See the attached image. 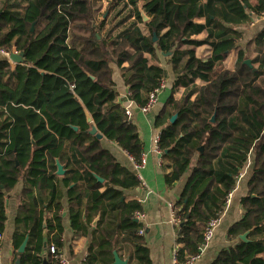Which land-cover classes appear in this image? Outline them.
Masks as SVG:
<instances>
[{"label":"trees","instance_id":"trees-1","mask_svg":"<svg viewBox=\"0 0 264 264\" xmlns=\"http://www.w3.org/2000/svg\"><path fill=\"white\" fill-rule=\"evenodd\" d=\"M103 6V0H0V49L23 53L26 61L13 65L0 55V234L6 197L23 179L12 238L20 264H60L50 248L64 245L65 196L72 230L84 237L94 228L82 264H114L122 246L132 251L129 264H152L139 234L141 202L124 193L141 182L89 132L94 125L140 163L144 146L112 68L120 70L126 99L142 109L168 78L146 54L156 52L170 54L175 76L173 95L156 118L166 184L191 171L175 205L179 261L199 253L207 224L223 214L253 155L244 216L228 230L233 245L212 264H264V28L245 50L240 46V28L264 17V0H106L114 16L105 34ZM246 233L248 242L240 239Z\"/></svg>","mask_w":264,"mask_h":264},{"label":"crops","instance_id":"crops-1","mask_svg":"<svg viewBox=\"0 0 264 264\" xmlns=\"http://www.w3.org/2000/svg\"><path fill=\"white\" fill-rule=\"evenodd\" d=\"M198 22L203 23L204 20ZM248 42L245 43L244 48L241 44L240 46L245 50ZM206 50V47L200 48L198 50L199 56H203ZM146 54L151 57L156 64L167 70L168 78L163 82L164 88L159 93L157 102L148 113H143L141 111L136 113L132 110V123L137 127L140 140L144 146L143 155L146 157L145 167L137 171L131 157L116 143L108 141L106 138L99 141L102 147L108 150L121 165L134 172L141 182V187L132 191H125L124 193L128 199H137L141 202L142 211L139 213L141 215L139 221L143 225V230L141 231H143L152 264H172L179 227V223L178 225H174L172 222V207L181 200L191 171L189 170L183 178L175 182L172 187L166 184V173L165 169L162 167L163 154L161 155L156 152L155 141L159 138L161 131L160 128L156 127V118L165 107L169 98L173 95L172 89L175 76L167 56L156 52L152 56L149 55V53ZM112 69V78L116 85L115 89L120 95L121 105L126 109L128 104L124 100L127 96V87L124 85L120 70L116 66H113ZM182 92L183 90L174 95V98L179 99ZM252 166L253 158H249L238 178L235 190H233L230 194V198H228L229 201L227 199L224 212L220 216V224L215 232V236L197 264H212L222 250L228 249L233 245V243L228 240V230L244 216L245 212L241 206V199L247 194V184L253 171ZM102 183H104V181ZM24 188V180L21 179L16 188L6 197L7 222L5 231L2 234V240L0 241V264H17L16 262L19 259L13 248L12 238L16 228L17 213ZM62 204L63 209L61 215L63 217L65 232L63 236L64 245L60 250L68 264H82L87 258L88 251L92 245V230L94 228H90L87 236L83 237L76 234L71 228L68 199L66 196ZM98 220L99 217L95 220L93 227ZM114 252H116L120 258L122 253L123 258L121 259L129 261L132 251L122 246V251L120 253L117 251Z\"/></svg>","mask_w":264,"mask_h":264},{"label":"built area","instance_id":"built-area-1","mask_svg":"<svg viewBox=\"0 0 264 264\" xmlns=\"http://www.w3.org/2000/svg\"><path fill=\"white\" fill-rule=\"evenodd\" d=\"M0 54L3 57H5L6 59L9 60V55L10 54L6 53L5 51H3L1 49H0ZM163 88H164V83H162L161 87L159 89H157L151 95L149 103L144 108L141 109V112L148 113L152 109V107L157 102V97H158L159 93L161 92V90ZM126 114L128 116V120L130 122H132L133 111H132V108H131V103H128V105L126 106ZM158 141H159V138H157L156 141H155V143H156V152L162 155V152L159 150V148L157 146ZM131 159H132V161H133V163L135 165V169L137 171L142 170L145 167V165H146V157L144 155L142 156V159H141L140 163H136L133 160V158H131ZM230 196H229V198H230ZM228 201H229V199H228ZM172 211H173V221L172 222L174 223V225H178L179 221L176 218L177 210H176L175 206L172 207ZM137 218L140 219L141 215L137 214ZM219 224H220V218L213 219L207 224V226L205 228V234H204L203 243L199 247V253L189 257L186 262L182 263V262L179 261V259L177 257V251L175 249L173 260H172V264H197V262L201 259L202 255L204 254V252L208 248L209 244L212 242V240H213V238L215 236V232H216L217 228L219 227ZM140 234L143 235V231H140ZM1 240H2V235L0 234V241ZM50 253L52 255H54L55 259H57L60 262V264H68L60 249L56 248L55 246H52L50 248Z\"/></svg>","mask_w":264,"mask_h":264},{"label":"water","instance_id":"water-1","mask_svg":"<svg viewBox=\"0 0 264 264\" xmlns=\"http://www.w3.org/2000/svg\"><path fill=\"white\" fill-rule=\"evenodd\" d=\"M143 19L145 22L148 21V17L146 16V14L144 12L141 13ZM95 26V24H94ZM32 31H34V26L32 27ZM98 38H100V36L98 35ZM154 41L156 42L157 41V36L155 35L154 36ZM170 54H167V56H169ZM9 61L12 63V64H26V61H25V58H24V54L23 53H12L9 55ZM244 64H246L247 66H249L250 68L253 67V65L251 64V61L250 60H246L244 62ZM94 79V78H92ZM127 104L129 103V101L127 99L124 100ZM131 108L133 111H135L136 113H139L141 111V109H139L136 104L134 103H131ZM86 116H87V121L89 123L92 124V118L90 117L89 113L86 112ZM178 116L175 115L171 118V123H175V121L177 120ZM216 122V115H214L211 119V123H215ZM76 131H78V128H74ZM91 135L95 136L98 140H102L104 138V136L100 133H98L97 131V128L92 125V129L90 130L89 132ZM57 176H64L65 174V169L64 167L61 165V163L57 160ZM100 182H103L102 179H99ZM137 221V220H136ZM248 233L244 234V235H241L240 236V239L244 242H248ZM47 245V241H45V246ZM26 247H27V239L24 241V243L22 244V246L20 247L19 249V253L20 254H23L26 250ZM45 255V254H44ZM114 258H115V262L114 264H129L128 261L126 260H122L118 254L116 252H114ZM20 259L17 260V264H20ZM45 264H47V262L45 261Z\"/></svg>","mask_w":264,"mask_h":264},{"label":"rangeland","instance_id":"rangeland-1","mask_svg":"<svg viewBox=\"0 0 264 264\" xmlns=\"http://www.w3.org/2000/svg\"><path fill=\"white\" fill-rule=\"evenodd\" d=\"M104 2V6L102 8V10L99 13V20L101 19H105L106 20V27L104 28L103 34H105V32L109 29V22L112 20L114 13H111L110 15L108 13H106V0H103ZM106 13V14H105ZM105 14V16H103ZM108 14V15H107ZM104 17V18H103ZM141 27H143V25H140ZM264 28V17L262 18H255L252 17L251 22H249V25L243 28H240V30L243 32L244 34V39L241 40V46H243V48L245 47V43L248 42L253 36H255L261 29ZM150 55V54H149ZM235 57H231V59H229V61L227 62V66L231 65L235 60ZM253 158V155L250 157Z\"/></svg>","mask_w":264,"mask_h":264}]
</instances>
